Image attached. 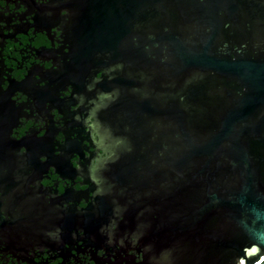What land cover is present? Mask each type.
Returning <instances> with one entry per match:
<instances>
[{"label":"water","instance_id":"95a60500","mask_svg":"<svg viewBox=\"0 0 264 264\" xmlns=\"http://www.w3.org/2000/svg\"><path fill=\"white\" fill-rule=\"evenodd\" d=\"M0 264H264V0H0Z\"/></svg>","mask_w":264,"mask_h":264},{"label":"snow or ice","instance_id":"6c2138e0","mask_svg":"<svg viewBox=\"0 0 264 264\" xmlns=\"http://www.w3.org/2000/svg\"><path fill=\"white\" fill-rule=\"evenodd\" d=\"M253 251H256V249H253Z\"/></svg>","mask_w":264,"mask_h":264}]
</instances>
